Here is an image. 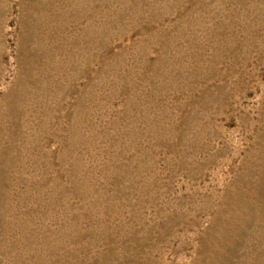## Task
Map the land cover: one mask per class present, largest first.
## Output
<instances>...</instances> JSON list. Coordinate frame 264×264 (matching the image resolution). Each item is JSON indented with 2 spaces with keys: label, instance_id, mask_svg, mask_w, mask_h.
<instances>
[{
  "label": "rangeland",
  "instance_id": "1",
  "mask_svg": "<svg viewBox=\"0 0 264 264\" xmlns=\"http://www.w3.org/2000/svg\"><path fill=\"white\" fill-rule=\"evenodd\" d=\"M0 264H264V0H0Z\"/></svg>",
  "mask_w": 264,
  "mask_h": 264
}]
</instances>
